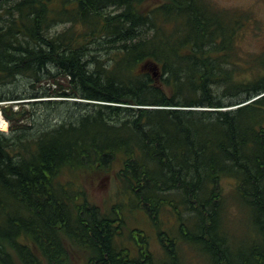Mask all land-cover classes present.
<instances>
[{
  "label": "trees",
  "instance_id": "1",
  "mask_svg": "<svg viewBox=\"0 0 264 264\" xmlns=\"http://www.w3.org/2000/svg\"><path fill=\"white\" fill-rule=\"evenodd\" d=\"M255 24L211 0H0V88L31 87L0 103L60 111L26 135L35 109H2L0 264H62L67 246L86 264H183L184 247L264 264V50L241 52ZM102 174L107 212L81 185ZM126 208L174 219L162 258L145 236L124 244Z\"/></svg>",
  "mask_w": 264,
  "mask_h": 264
},
{
  "label": "rangeland",
  "instance_id": "2",
  "mask_svg": "<svg viewBox=\"0 0 264 264\" xmlns=\"http://www.w3.org/2000/svg\"><path fill=\"white\" fill-rule=\"evenodd\" d=\"M218 7L223 8H234V9H243L250 11L252 19L256 22L255 26L251 29L253 34L246 35L244 41H242V49L241 52L244 55L258 53L261 50H264V0H211ZM250 31V30H249ZM248 31V32H249ZM247 32V33H248ZM40 89H48L49 84L42 83ZM39 89V90H40ZM31 87L26 79L18 78L15 81V84L7 87L0 88V95L8 96V91L17 93H29ZM58 100V99H54ZM15 102H3L0 103V114L2 115V109L6 115H11L12 112H18L20 109H24L25 111H31V108H34L35 112L31 114V118L27 117L23 119H19V124H26L28 126H32L31 130L25 132L26 135H30L33 130L41 129V128H49L53 127L57 124V119L59 116L57 113L60 111L51 109H44L40 106H31L28 104H14ZM12 111V112H11ZM46 113L49 116H46ZM6 121L7 128L4 131H0L7 135L9 133L8 130V121L3 117ZM5 121H2L5 123ZM2 124V123H1ZM35 128V129H34ZM223 183V188L229 197L232 191V184L228 179H225ZM82 190L85 192L88 200L98 207H100L103 211H109L110 206L114 203V196L117 190V184L106 175H94V176H86L81 183ZM227 209V224L228 227L230 225H242L244 218L241 220L236 216L237 214V205L233 200H229L226 205ZM144 213V212H143ZM141 211H129L126 208L123 214L126 216V221L124 227L121 229L123 233L122 241L126 246L131 244L133 241V237L136 235L145 236L148 241V249L155 257H161L163 255L162 248L159 242L158 232L160 230H167L174 225V219L170 218L168 215H161L159 217L160 225L157 226L155 224H151L147 221L146 215ZM239 214V213H238ZM158 222V220H157ZM150 223V224H149ZM136 230V231H135ZM238 234V233H237ZM133 247V246H132ZM181 261L183 264H206L203 258H200L196 255V252L187 247L182 248L178 251ZM67 256L64 259L62 264H86L85 260L87 259V253L82 250H78L72 248L71 246H67ZM61 264V263H60Z\"/></svg>",
  "mask_w": 264,
  "mask_h": 264
},
{
  "label": "built area",
  "instance_id": "3",
  "mask_svg": "<svg viewBox=\"0 0 264 264\" xmlns=\"http://www.w3.org/2000/svg\"><path fill=\"white\" fill-rule=\"evenodd\" d=\"M4 126H5L4 124H1V123H0V129H3Z\"/></svg>",
  "mask_w": 264,
  "mask_h": 264
},
{
  "label": "bare ground",
  "instance_id": "4",
  "mask_svg": "<svg viewBox=\"0 0 264 264\" xmlns=\"http://www.w3.org/2000/svg\"><path fill=\"white\" fill-rule=\"evenodd\" d=\"M0 121H2V116H1V114H0Z\"/></svg>",
  "mask_w": 264,
  "mask_h": 264
},
{
  "label": "flooded vegetation",
  "instance_id": "5",
  "mask_svg": "<svg viewBox=\"0 0 264 264\" xmlns=\"http://www.w3.org/2000/svg\"><path fill=\"white\" fill-rule=\"evenodd\" d=\"M134 250H131V252H133ZM131 254V253H130ZM138 253L136 252V255H137Z\"/></svg>",
  "mask_w": 264,
  "mask_h": 264
}]
</instances>
